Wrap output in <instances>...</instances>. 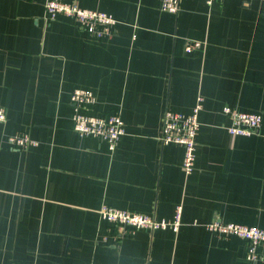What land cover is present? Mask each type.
I'll return each mask as SVG.
<instances>
[{
  "label": "crops",
  "instance_id": "0c3cea01",
  "mask_svg": "<svg viewBox=\"0 0 264 264\" xmlns=\"http://www.w3.org/2000/svg\"><path fill=\"white\" fill-rule=\"evenodd\" d=\"M46 1L0 0V264H264L243 238L207 227L264 228V0H181L178 13L161 0H79L117 19L102 39L51 19ZM186 39L202 46L186 51ZM75 87L94 91L89 112L121 114L114 150L75 131ZM199 96L186 174L161 119ZM225 105L262 112L259 132L230 134ZM22 132L35 144L15 148L8 138ZM103 204L166 220L181 206V224L121 235Z\"/></svg>",
  "mask_w": 264,
  "mask_h": 264
},
{
  "label": "built area",
  "instance_id": "2783aa9c",
  "mask_svg": "<svg viewBox=\"0 0 264 264\" xmlns=\"http://www.w3.org/2000/svg\"><path fill=\"white\" fill-rule=\"evenodd\" d=\"M215 0H206L208 4ZM163 10L178 13L181 0H161ZM46 11L51 19L58 14L73 17L81 28L92 38L102 39L116 31L117 19L110 13L80 5L79 0H47ZM202 46L200 40L186 39L185 50L192 51ZM96 100L94 91L86 87H75L71 92L73 107V124L75 131L81 136H95L106 142L114 150L125 133V122L120 113L97 115L88 111V107ZM203 97L199 96L191 111L182 112L167 108L161 119L160 140L163 143H177L184 147L183 168L190 174L195 168L197 136L200 130L199 114L203 108ZM223 110L229 115L231 123L227 129L232 135L250 136L257 134L263 121L262 112L243 111L225 105ZM7 119L6 109L0 105V124ZM9 142L15 148H26L35 144V140L26 133L9 136ZM102 219L113 224L121 235H132L141 228L173 227L177 230L181 224V206L178 207L173 220L157 219L149 214L130 209L116 208L103 204L99 209ZM207 227L221 236L237 235L246 241V257L256 262L264 257V228L237 222H226L215 218Z\"/></svg>",
  "mask_w": 264,
  "mask_h": 264
}]
</instances>
